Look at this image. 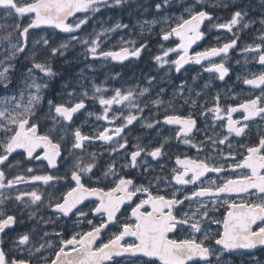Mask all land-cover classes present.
Wrapping results in <instances>:
<instances>
[{"label":"snow or ice","instance_id":"6c2138e0","mask_svg":"<svg viewBox=\"0 0 264 264\" xmlns=\"http://www.w3.org/2000/svg\"><path fill=\"white\" fill-rule=\"evenodd\" d=\"M203 0H195V4L187 9L188 17L180 18V22L175 27L169 30L162 31V39L167 41L174 34L180 41L177 48H168L163 51L162 55L154 57L155 62L163 67L165 64L171 63L175 65V71L179 72L184 64L194 60L195 63L200 64L203 60L211 57L219 56L222 53L227 55L229 49L236 46V39L225 43L222 47H213L203 52L196 53L195 57L188 56V49L196 41L203 37L200 27L205 20H212V16L204 10H194L195 5L201 4ZM122 0H114V4L119 6ZM164 5H168L170 0H163ZM109 5V0H0V9L5 10V16H16L19 18L28 17L29 23L15 25L16 30L20 36L24 38L23 45H13L10 55L6 57L8 60L15 59L20 53L25 52L27 47V39L29 29H36L42 26L58 29L62 32H73L79 29L81 25L87 23V18L79 19L74 24L67 23L69 17H73L76 13H87L89 11L96 12L100 10L101 6ZM157 11L162 7L160 3L155 5ZM248 13L243 9L235 11L231 19L226 23L214 24L212 27L226 29L232 32L237 26L248 28L251 21L244 22L245 16ZM155 23V21H145V24ZM260 24L264 25V19L260 20ZM127 27L117 23L115 28ZM115 30V29H110ZM11 33L3 37L9 40ZM261 43L255 45H248L243 49L246 53H257L258 62L264 65V35L259 37ZM48 44V40L41 37L40 40L35 41V44ZM85 44H90L88 51L93 55L97 54L98 40L93 39L90 42L85 40ZM67 44H61L59 48H51L52 56L58 52L63 55L62 49L67 48ZM146 45L129 49L122 48L120 51H104L101 55L105 58H111L116 61H123L129 56L139 57L141 51ZM182 50L183 54L179 55L177 59L168 61L165 58L169 56L170 52ZM36 52H32V67L29 68L30 83L26 82V88L29 89L27 102L23 103V95L17 101L16 97L5 98L0 101V165H4L9 161V157L21 150L22 154H26L28 159L44 160L50 168L57 167V159L61 156V144L54 141L50 133L56 132V125L61 122L71 123L73 115L79 110L85 108L83 99L76 102H53L48 100V115L53 121V127L49 129V133L39 134L38 123L32 121V117L36 115L41 102L43 100V90L48 87L47 82H38L33 72L34 70L43 74L44 77L52 78L56 75L52 65L48 59L43 61L35 59ZM11 64L4 67L0 71V83L7 88L10 82L6 73L9 72ZM205 71L214 72L218 74V78L223 80L228 74V68L224 63H211L210 67H206ZM151 83V81H149ZM244 83L255 88L261 89V96L256 99H250L237 107H228L227 109V135L223 139L212 141L213 144H225L229 140V136L241 137L245 135L247 124L237 126L240 121L232 119V113L243 110V120L248 121L260 116L264 119V73L254 76L251 79H245ZM103 90L100 87H95L96 93H101ZM163 91V90H161ZM148 92V88L140 90L139 95L143 96ZM69 95H72L69 93ZM87 97V92L83 93ZM136 94L129 90L122 93L116 90L115 94L110 98H105L103 95L93 97L99 100V104L103 107V115H98L97 120H108L109 109L114 104H123L125 101L129 103L130 107H136L138 111L143 109L135 104L134 96ZM199 95V94H198ZM219 98L217 97V100ZM155 106H160L163 101L155 99L152 101ZM195 104V101H193ZM208 111L215 114V119L221 120L224 117L221 115L222 109L219 104L208 109ZM54 113V115H52ZM138 117L133 114H128L124 117L125 123L114 129L115 135L119 136L127 125H131ZM111 122V121H110ZM155 122H144L142 127L146 129H153ZM167 125H179L177 131V138L182 139L185 144H190L192 147L197 145L192 144L189 139L195 127V120L191 116L183 117L180 115L167 114L163 120ZM61 132L67 135V130L61 128ZM60 136V139L64 138ZM72 150H80L82 153L85 148V142L90 139H99L104 142H111L113 136L109 134V130L105 129L97 134L96 137H89L83 134L80 128H75L72 131ZM123 139V138H121ZM167 143V141H165ZM128 147L127 140L123 143L116 142V147L113 151L118 149H126ZM135 150L128 153L129 160L124 167L139 168L141 166L140 160L142 156L145 158L143 163L147 165V157L157 160L164 155V144L158 146L148 147L137 143L133 146ZM229 147L231 144L229 143ZM38 149L43 150V155H34ZM199 150V149H198ZM91 160L86 161L82 155H77L73 167L70 170V178L74 182V187L69 190L57 200L54 205L49 201L53 211L62 215L63 217H87L89 212L93 216H99L100 222L93 223L92 219H87L86 223L90 225V229L85 232H77L71 238H63L61 233L56 235L61 236L60 247L54 252L55 258L49 260L43 257L45 264H213V257L216 264H225L221 260L224 252H232L238 249L251 250L257 246H264V136L259 139V143L248 146L246 154L240 161L233 165V171L236 169H247L250 174L240 175L237 178H229L223 184L213 188L200 187L198 190H193L191 194H185L182 199L177 198V191L174 190L170 197L165 195H153L149 191V187L144 185L137 186L132 179L120 177L115 187L105 191L99 187L86 186L83 182L84 177L92 172L95 164V154H90ZM235 160V156H231ZM176 165L179 168L172 169V180L176 185L196 184L200 181L206 173L225 171L223 166H212L205 161L193 159L176 158ZM32 168H28L27 172L31 173ZM147 172L148 168L145 167ZM115 175L114 165H109V170L104 173L105 176ZM90 178V177H89ZM61 179V177L53 175H33L25 177L23 175H16L13 179L6 177L5 171L0 170V190L11 189L21 183H27L29 180L36 182H43L45 185L53 180ZM214 183V182H213ZM144 194L146 198H142L138 203L131 207V215L122 223L119 215L121 208L125 203L131 204L133 198L137 194ZM245 194L247 196L255 195L256 201L249 200L245 203L236 204L228 200H223L227 205L226 215L223 219H215L209 216L210 209L207 203L204 202V197H220L221 194ZM28 197V200H25ZM95 198L98 203L89 207L88 211L78 207L86 200ZM7 198V197H6ZM200 198V199H197ZM17 202L23 203L25 208L30 205H38L42 201V195L37 191L22 192L15 196ZM197 201L198 207L191 213L184 212L182 209L178 210V206L184 204L185 201ZM3 201L0 200V203ZM30 202V203H29ZM216 203L215 200L212 201ZM149 206L151 211H147L145 206ZM142 209H145L142 211ZM33 213H29L31 218ZM260 221L262 226L258 230H253V225ZM17 223V218L14 215L5 214L0 211V234H4L6 229L13 228ZM205 223L218 224L222 227V231H216L213 235L210 229L205 228ZM112 225L115 231H112L107 241L102 240V233ZM181 232H188L186 238L173 239L169 237V233H174L177 230ZM48 235L47 232L44 233ZM134 238L132 242H127L126 238ZM97 241H100L98 244ZM207 241H214L218 249L211 247ZM19 246H26L30 244V235L27 233L19 235L15 242ZM47 247H52L51 243ZM45 248V244H40L34 249L35 253H41ZM29 252L32 253V248L29 247ZM122 258V259H117ZM0 264H30V261L24 259H16L10 257L3 248H0Z\"/></svg>","mask_w":264,"mask_h":264},{"label":"flooded vegetation","instance_id":"af4514ba","mask_svg":"<svg viewBox=\"0 0 264 264\" xmlns=\"http://www.w3.org/2000/svg\"><path fill=\"white\" fill-rule=\"evenodd\" d=\"M203 10L210 14L213 19L203 22L200 29L204 34L201 42L197 46L188 49V56L195 57L198 52H203L213 47H222L225 43L236 39V46L229 49L227 55L222 53L219 56L203 60L200 64L195 63L194 60L189 61L184 64L179 72L175 71V65L169 63L167 68L171 69V74L163 76V70L154 60V57L162 52L161 27L147 26L144 32L147 34L151 30L153 34L145 35L141 43L136 46H124L132 49L146 45L138 58L133 57L126 63L119 64L111 58L103 57L101 53L104 51L117 52L124 48L110 49L109 43L101 46L104 51H98V49L95 57L91 55L89 59L81 58L80 68L83 73L80 80L92 81V85L102 83L106 79L108 80L107 84L110 85L109 78L114 76L115 67L126 69L130 75L143 69H145L143 73L150 72V78H147L145 74L139 77L140 88L134 92L136 94L134 102L143 111L140 112L136 107H130L126 101L123 106L114 104L109 109L108 120H97L96 117L103 115L104 109L99 104V100L93 97L103 95L106 98L109 93H93V91H90V93H87V97H84L83 93H79L76 96L77 99L66 101L65 103H74L83 99L85 108L73 115L71 123L61 122V126L57 127V131L50 133L54 141L61 144V156L57 159L56 168L48 167L47 161L44 160L28 159L26 154H22V152L13 153L9 157V161H6L4 165H0V170L5 171L8 179H13L16 175L25 177L53 175L61 177V179L53 180L47 185L40 181L33 182L29 180V182L21 183L11 189L0 190V200L3 201L0 203V211L14 215L17 218V223L13 228L6 229L4 234H0V248H3L10 257L30 261V264H45L43 257H47L49 260L55 258L54 252L60 247L62 237L71 238L77 232L88 231L91 226L86 223L87 219H92L93 223L96 224L100 222V217L93 216L90 212L87 217L78 218L75 215L63 217L55 213L49 204L51 200L54 205L70 187L75 186L70 178V170L77 155H82L88 161L91 160L90 154H95L96 158L93 161L95 167L91 173L84 177L83 182L86 186L99 187L105 191L115 187L120 177H125L132 179L137 186L144 185L149 187V191L153 195L161 194L170 197L174 190H178L176 193L177 198L182 199L185 194L190 195L193 190H198L200 187L214 189L229 178L234 179L240 175L250 174L247 169H236L233 171V165L243 158L248 146L258 144L259 139L264 136V119L257 116L252 120L244 121L243 110H238L232 113V119L240 121V124L237 125L238 127L244 124L248 125L245 129L246 134L241 137L229 136V140L225 144H213L212 141L223 139L227 135L228 107L238 108L240 104L261 96L260 88L247 85L244 80L264 73V65L259 64L257 53H246L243 49L248 45L261 43L259 37L264 35V25L260 24V20L264 19V11L260 13L254 12L253 5L246 4L243 10L248 15L245 16L244 22L251 21L250 26L248 28H243L242 25L237 26L232 32H228L226 29L214 28L212 25L226 23L231 19L235 11L241 10L239 6H227L225 2H220L215 6H206ZM187 17L188 13L184 18ZM178 22L180 20L173 27ZM166 42L169 43L166 49L177 48L180 44L179 39L174 34ZM182 54V50L173 51L165 59L168 61L175 60ZM94 60H100L105 65L108 63L104 68L98 69L97 64L93 62ZM213 62L224 63L225 67L228 68V74L223 80L218 78L217 73L205 71V68L210 67ZM87 74H90V78ZM144 88H150L151 91L148 90L143 96L139 95L140 90ZM164 89L165 91L162 92L161 90ZM81 91L85 92L84 89H81ZM217 97L219 98L218 100ZM155 99H161L163 103L160 106H155L152 103ZM193 101H195V104H193ZM217 104L222 109L221 115L224 119L217 120L215 119V114L208 111V109L215 107ZM45 108L48 109V105H45ZM129 113L136 115L138 119L131 125H127L119 136L115 135L114 129L125 123L124 117ZM167 114L183 117L191 116L195 120V127L189 139L197 147L185 144L182 139L177 138L179 125L163 123ZM43 120L37 115L32 117V121L38 123L39 134L49 133V129L53 127L52 123L44 122ZM157 120L160 122L156 123L153 129L142 127V124L146 121L155 122ZM61 128L67 130V135L60 131ZM75 128H80L82 133L89 137H96L99 132L108 129L109 134L113 136V140L104 142L95 138L90 139L85 142V148L81 153L80 150H72L71 147L72 131ZM61 135H64L63 139H60ZM124 140H127L128 147L113 151L116 147V142L123 143ZM137 143L150 148L164 144V155L157 160L147 157V165L143 163L145 158L142 156L138 158L141 164L139 168L124 167L129 160L128 153L135 150L133 146ZM229 143L231 147H229ZM37 154L42 156L43 150L38 149L34 155ZM231 156H235V160L231 159ZM177 157L205 161L212 166H223L225 171L206 173L196 184L176 185L175 181L172 180V169L179 168L175 163ZM18 158L23 161L24 167H19ZM109 165H114L116 174L105 176L104 173L109 170ZM145 167L148 168L147 172L144 171ZM28 168H32L33 171L31 173L27 172ZM33 190L42 195V201L38 205H30V207L25 208L23 204L15 200L16 195ZM142 198H146L144 194H137L131 204L125 203L122 206L121 214H118L122 223L126 218L130 217L131 207ZM225 199L239 204L249 200L256 201L257 197L255 195L249 197L245 194L235 193L221 194L218 198L204 197L203 200L210 209V217L223 219L227 210V205L223 203ZM25 200H28V197H25ZM213 200L216 201L215 204L212 203ZM95 203H98V201L93 197L78 207L88 211L89 207ZM198 206L195 200L191 202L185 201L184 204L178 206V210L182 209L184 212L191 213ZM145 209L151 211V208L147 205ZM145 209H142V211ZM19 210H23V213H20ZM30 212L36 213L38 217L43 219V222L36 224L32 221L29 217ZM19 213L23 214V216L19 215ZM204 226L210 229L213 235H215L216 231H222V227L218 224L205 223ZM260 226H262V223L257 221L253 225V230H258ZM47 231H54V234L45 236L44 233ZM112 231H115V228L110 225L102 233V240L106 242ZM24 233L30 235V244L19 246L15 242L18 240L19 235ZM56 233H61L62 237L56 235ZM187 236L188 232H181L179 229L174 233H169V237L173 239L186 238ZM126 241L132 242L133 239L127 237ZM48 243H51L52 247H47ZM97 243L99 244L100 241H97ZM206 243H209L213 248H219L214 241H207ZM40 244H45L44 250L41 253H35V247ZM29 247L32 248V253L29 252ZM221 260L225 264H264V246L252 251L235 250L224 252ZM156 264H159V262L157 261ZM189 264H193V262H189ZM200 264H203V262H200ZM213 264H216L214 257Z\"/></svg>","mask_w":264,"mask_h":264},{"label":"rangeland","instance_id":"374dc122","mask_svg":"<svg viewBox=\"0 0 264 264\" xmlns=\"http://www.w3.org/2000/svg\"><path fill=\"white\" fill-rule=\"evenodd\" d=\"M220 2H225L227 6L236 5L241 9H244L246 4L253 5L254 12L264 11V0H203L201 4L195 5L194 10H203L206 6H215ZM160 3L161 9L157 11L155 5ZM195 4V0H170L168 5H164L163 0H122V3L117 6L114 4V0H109L111 6H101L99 11L96 12H81L75 21L71 24L78 22L79 19L87 18V23L81 25L79 29L73 32H67L65 34L59 33L52 29H38L34 30L28 35V48L24 53H20L15 59L8 60L7 56L10 55L13 45H23V37L20 36L16 30L15 25L17 23L21 25H27L30 21L27 16L19 18L16 16H5V10H0V71H3L4 67L11 64L9 72L6 73L9 79L7 88L0 83V101L5 98L16 97L19 101L21 94L23 95V103L27 102L29 89L26 88V82L30 83L29 68L32 67V52H36L35 59L43 61L48 59V62L52 65L56 75L52 78L44 77L43 74L34 70L33 74L38 77V82H47L48 87L43 90V100L36 115L44 122L53 124L52 119L48 115V109L45 105H48V100L53 102L73 101L77 99L79 93L95 92V87H100L103 91L101 93H109L107 96L110 98L115 94L116 90H120L122 93H126L129 90L135 92L140 88L139 77L145 74L147 78H150L151 73H143V70L134 72L132 75L124 68L115 67L114 76L106 79L102 83L92 85V81H81L80 77L83 70L80 68V60L82 57L89 59L92 55L88 48L90 44H85L84 41H91L93 39L98 40V51H104L101 47L106 43H109L110 49H118L124 46H136L141 43L145 35L153 34V31L149 30L146 34L144 29L147 26L161 27V30H169L173 25L180 20L181 17H185L188 13L187 9ZM124 9V10H123ZM122 11H125L122 15ZM129 21V22H128ZM133 21V22H132ZM145 21H155V23L145 24ZM112 22V23H108ZM119 23L121 25H127V27H121L116 29L115 25ZM93 28V29H92ZM100 28V29H99ZM92 29V30H91ZM115 29V30H110ZM154 29V28H153ZM11 33L9 40L3 39ZM162 35V31H161ZM44 37L48 40V44L44 45L35 44L34 42ZM162 52L166 50L168 42L161 39ZM61 44H67L68 47L62 49L63 55L59 52L52 56L50 49L59 48ZM91 62V60H90ZM98 69L104 68L106 65L100 60H94ZM91 65V64H90ZM168 64H165L161 69L163 70V76L171 74V69L167 68ZM90 78V74H87ZM84 89L85 92H82ZM151 91L150 88H148ZM165 89L162 91L164 92ZM71 93L72 95H69ZM106 97V98H107ZM126 101L120 106L125 105ZM2 107V105H0ZM54 115V113L52 114ZM61 126L57 124L56 128ZM19 167H24L23 161L18 158ZM23 204V203H21ZM23 213V210H19ZM22 215L23 214H20ZM31 220L36 224H41L43 219L38 217L36 213H33ZM57 224V222H55ZM48 235H53L54 231H47Z\"/></svg>","mask_w":264,"mask_h":264},{"label":"water","instance_id":"95a60500","mask_svg":"<svg viewBox=\"0 0 264 264\" xmlns=\"http://www.w3.org/2000/svg\"><path fill=\"white\" fill-rule=\"evenodd\" d=\"M1 10V9H0ZM79 15V13H76V15L75 16H73V17H69L68 18V21H67V23H70L71 21H73V20H75L76 18H77V16ZM40 28H47V29H54V28H51V27H44V26H42V27H40ZM202 28V25H201V27H200V29ZM36 29H39V28H36ZM36 29H29V33L30 32H32L33 30H36ZM58 30V29H57ZM59 32H61V33H67V32H62V31H60V30H58ZM28 33V34H29ZM23 40H24V38H23ZM24 43H25V41H23ZM199 42H201V39H199V40H196L192 45H191V48H193V47H195V46H197L198 44H199ZM27 48H28V42H27V47L25 48V51L27 50ZM118 52V51H117ZM131 58H133L132 56H129L127 59H125V60H123V61H116L117 63H119V64H123V63H126L128 60H130ZM17 152H21V150H18ZM56 213V212H55ZM132 238V237H131ZM132 239H134V238H132ZM261 247H263V246H257L255 249H257V248H261ZM255 249H251V250H246V249H238V250H246V251H252V250H255Z\"/></svg>","mask_w":264,"mask_h":264},{"label":"trees","instance_id":"16d2710c","mask_svg":"<svg viewBox=\"0 0 264 264\" xmlns=\"http://www.w3.org/2000/svg\"><path fill=\"white\" fill-rule=\"evenodd\" d=\"M124 10V9H123ZM125 11H122V15H123V13H124Z\"/></svg>","mask_w":264,"mask_h":264},{"label":"bare ground","instance_id":"6f19581e","mask_svg":"<svg viewBox=\"0 0 264 264\" xmlns=\"http://www.w3.org/2000/svg\"><path fill=\"white\" fill-rule=\"evenodd\" d=\"M129 22V21H128ZM133 22V21H132Z\"/></svg>","mask_w":264,"mask_h":264}]
</instances>
